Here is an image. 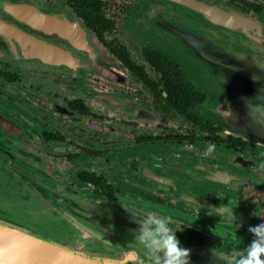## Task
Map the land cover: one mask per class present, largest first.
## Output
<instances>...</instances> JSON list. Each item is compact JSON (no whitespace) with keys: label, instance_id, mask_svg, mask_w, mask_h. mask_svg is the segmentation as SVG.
<instances>
[{"label":"flooded vegetation","instance_id":"1","mask_svg":"<svg viewBox=\"0 0 264 264\" xmlns=\"http://www.w3.org/2000/svg\"><path fill=\"white\" fill-rule=\"evenodd\" d=\"M92 1L0 0V24L32 42L30 52H18L0 34V162L20 161L24 180L35 179L23 184L31 196L21 207L36 200L51 213L34 223L42 233L121 264H149L126 209L170 218L180 246L193 252H242L254 239L249 226L264 212V144L238 132L234 118L225 121L226 90L240 85L234 73L211 71L182 36L195 35L214 52L220 45L251 51V40L174 0ZM154 4L158 18L149 14ZM81 6L100 9L85 15ZM224 7L259 19L264 31V4L227 0ZM135 42L140 59L129 46ZM86 78L110 81L102 93H112L114 116L92 110L83 93H59ZM30 90L53 99L27 104ZM16 95L21 111L12 106ZM85 117L96 120L90 136ZM122 139L131 150H119ZM209 144L215 151L204 156Z\"/></svg>","mask_w":264,"mask_h":264},{"label":"water","instance_id":"2","mask_svg":"<svg viewBox=\"0 0 264 264\" xmlns=\"http://www.w3.org/2000/svg\"><path fill=\"white\" fill-rule=\"evenodd\" d=\"M174 1L197 9L191 0ZM252 1L264 4V0ZM212 6L253 22L258 30L255 35H249L238 27L218 24L241 31L249 36L252 42L258 43L264 49V35L251 17L218 5ZM218 53L226 56V72L234 73L236 80L240 82L236 88L226 90L227 98L223 105L228 107L229 111L227 108L224 110L225 121L228 122V118L234 117V127L238 132L246 138L256 139L264 144V58L236 49H226ZM263 221L264 212L250 222L258 225ZM215 253L220 257L230 256ZM0 264H121V261L59 243L35 234L23 226L0 219ZM189 264H225V261L217 260L212 251L197 250L196 252L191 251Z\"/></svg>","mask_w":264,"mask_h":264},{"label":"rangeland","instance_id":"3","mask_svg":"<svg viewBox=\"0 0 264 264\" xmlns=\"http://www.w3.org/2000/svg\"><path fill=\"white\" fill-rule=\"evenodd\" d=\"M227 0H218L217 4L218 6H225V2ZM252 1V0H251ZM114 2H111V4ZM224 4V5H223ZM157 7H159V4H154V8H152L151 10H149V14H151L152 18H158L159 13H158V9ZM226 8V7H224ZM118 8L113 9V7L110 8V10L112 11H117ZM231 11H236L232 8H228ZM248 16V15H246ZM251 17V16H249ZM257 24H259V26H261V28L263 27V23H261V21L255 17H251ZM132 22L129 21L128 25H131ZM162 27H164L166 30L173 32L179 36L182 35L183 32H181L180 30H178L174 25H171L169 23L163 22L162 21ZM224 27V26H223ZM226 27V26H225ZM222 31V29H221ZM262 31V30H261ZM182 36L183 38L185 37V39L188 41L189 45L191 46V49L193 50V52L198 56V57H202L204 60H206L211 68V71L216 72V71H221L222 69L225 71L226 70V56L220 55V53H218V51H222L225 49V46L220 45L217 50L212 51L209 47V45L207 43H205L204 41L201 42L199 41L198 38L195 37V35H190V34H185ZM262 34L264 35V31H262ZM246 35V34H245ZM247 38L251 39L249 36L246 35ZM127 38H130V36L128 35ZM252 40V39H251ZM137 42V41H136ZM135 43H130V49L132 50L133 56L137 59H140V53H139V48L137 46V44ZM245 46L247 48H249V50L251 51H244L247 52L253 56L256 57H261L264 58V49H262L263 47H261L258 43H254V42H247L245 44ZM226 48L228 49H232L231 46H226ZM45 72H42V74ZM46 74V73H45ZM108 83H110L109 80L103 79V78H86V80L84 81L83 79H79V82L76 83L75 85H70V88H67L68 90L65 91V93L59 89V93L62 95H67L69 97H73L74 95L77 94H82L85 97V100L87 102V104H89V106H91V109L97 112H105L107 114H111L112 116H114V112L113 110H111L109 108V106L111 105L112 101H111V94L112 93H102V87L105 90H109L107 85ZM55 85V83H54ZM18 88H20V86H17ZM67 87V86H66ZM85 92V93H84ZM19 94V93H18ZM81 95V96H82ZM19 96H22V94H20ZM18 95L15 96V98L17 99L16 102L13 103V107H15L18 111H21V109H19L18 107L21 106L20 105V97ZM28 97H23L24 100L27 101V104H32L34 106H40V104H38V101L43 97L46 96V98L48 99H53L52 96L48 95L47 93L42 94V95H36L34 94L31 90L28 91L27 94ZM125 96H130V95H126ZM37 97V98H35ZM34 100V101H31ZM61 100V99H60ZM107 104H105V102ZM12 107V108H13ZM111 107V106H110ZM17 115V114H16ZM111 116V117H112ZM68 119L70 120L71 118L68 117ZM113 122H118V118L117 116H115V119H112ZM85 121V125L88 126V130L86 131V133L90 136L92 135L91 130H92V126L93 124H95L96 120L91 119V118H84ZM111 122V120H109ZM119 123V122H118ZM81 131V130H78ZM71 134H74L75 136H78L77 133H73L71 131ZM106 144H110V143H114L110 138L108 137H102ZM95 136H91L90 139V143L93 144L94 146H99L96 143L95 140ZM130 140L127 139H122V141L120 140L118 142V145L121 146L122 144H124V147L122 149H119L120 151H125L127 150L126 148V144L129 145L130 147ZM117 145V146H118ZM132 148L130 147V150ZM17 150H13V154L15 156H17L16 154H18V152H16ZM18 157V156H17ZM20 158V157H18ZM21 160V159H20ZM12 164H10V166L7 164V161L5 160L4 163L0 162V202H5L0 204V219H4L7 220L9 222L18 224L20 226H23L25 228H27L28 230H30L31 232L41 235L43 237H46L48 239L54 240L51 238V234L49 231L42 233L39 228L34 225V223L37 222V220L41 219L42 221L47 222L50 220V211H48V209L46 210H39L40 209V204H38L36 202V200H32L34 201V203L30 204L31 209H23L21 206H25L24 202H29L30 200V196L31 193H29V189H26L25 187H23L24 183H31L32 185H34V181L35 179H27L24 180V168L22 167V164L20 161H17L15 163L11 162ZM8 165V166H7ZM7 167H10L12 169L13 172H10L8 170ZM2 170H4V172H2ZM23 188H25V191L23 190ZM33 195V194H32ZM58 242V241H57ZM61 243V242H59ZM62 244H67V245H72L77 249H84V248H78L76 245L74 244H69V243H62ZM89 251V250H88ZM90 252H94V251H90ZM95 253H99V252H95ZM101 254V253H99ZM104 255V254H101ZM106 256V255H104ZM108 257V256H107Z\"/></svg>","mask_w":264,"mask_h":264},{"label":"clouds","instance_id":"4","mask_svg":"<svg viewBox=\"0 0 264 264\" xmlns=\"http://www.w3.org/2000/svg\"><path fill=\"white\" fill-rule=\"evenodd\" d=\"M215 147V144H209L203 155H210ZM259 167L264 170V164ZM126 210L138 225L135 239L146 250L149 264H189L191 250L180 246L176 231L169 227L170 218ZM248 230L254 239L242 252L233 251L227 257L217 256L213 252L215 258L223 259L225 264H264V223L249 226Z\"/></svg>","mask_w":264,"mask_h":264},{"label":"bare ground","instance_id":"5","mask_svg":"<svg viewBox=\"0 0 264 264\" xmlns=\"http://www.w3.org/2000/svg\"><path fill=\"white\" fill-rule=\"evenodd\" d=\"M186 1V0H185ZM190 1V0H187ZM194 4V6L197 9H201L203 12L206 13V15L212 19L213 21H216L218 23H223L226 26H233V27H238L240 30L243 32L248 33L249 35H255V33L258 31L256 25L253 22H250L248 19H245L243 17H239L238 15H234L233 13L230 12H224L221 11L214 6L204 3L203 1L200 0H191ZM14 6V5H13ZM16 7H24V5H15ZM8 10H12V13H14L16 16L21 17L18 13H15L13 8L10 6H6ZM15 8V7H14ZM15 10H20V8H16ZM9 30L6 32V34L3 33V31H0L1 36L10 38L12 41V49L18 52H23L25 49H28L27 52H30V47H31V41L26 42L24 39V35L19 34L17 31L13 30L11 27H8L6 24H0V30ZM23 36V37H22ZM94 235L104 239L103 237L99 236L98 234L94 233ZM106 240V239H104Z\"/></svg>","mask_w":264,"mask_h":264},{"label":"trees","instance_id":"6","mask_svg":"<svg viewBox=\"0 0 264 264\" xmlns=\"http://www.w3.org/2000/svg\"><path fill=\"white\" fill-rule=\"evenodd\" d=\"M93 2H94V3H93ZM92 4H94V5H98V2H96V0H93V1L91 2V5H92ZM92 6H93V5H92ZM91 8H92V7H90V8H86V7L81 6V10H80V11H83L84 14L87 15V12H89L90 10H93V11H95V12H99V9H100L98 6H94L93 9H91ZM177 49H178V48H177ZM151 55H152V57H154V58H159V59L163 58V55H162L161 53H159V52H152Z\"/></svg>","mask_w":264,"mask_h":264},{"label":"crops","instance_id":"7","mask_svg":"<svg viewBox=\"0 0 264 264\" xmlns=\"http://www.w3.org/2000/svg\"><path fill=\"white\" fill-rule=\"evenodd\" d=\"M231 118L233 119L234 117H230V118H228V120L231 119Z\"/></svg>","mask_w":264,"mask_h":264}]
</instances>
